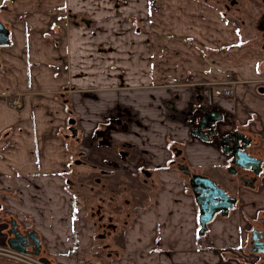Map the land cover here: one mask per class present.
<instances>
[{"label":"crops","instance_id":"1","mask_svg":"<svg viewBox=\"0 0 264 264\" xmlns=\"http://www.w3.org/2000/svg\"><path fill=\"white\" fill-rule=\"evenodd\" d=\"M240 1L248 9L250 0ZM219 5L0 0L8 38L0 46V243L13 222L21 232L34 231L56 264L254 263L245 245L264 220V32L237 25ZM226 85L232 97L214 96L213 88ZM197 95L204 108L222 114L208 141L192 133ZM12 100L21 107L7 105ZM119 109L133 130L117 145L156 156L159 190L156 202L138 206L123 228L122 247L113 242L102 254L93 248V221L68 171ZM234 132L253 141L250 151L262 161L252 189L231 180L220 146ZM172 146L189 174L216 179L234 196L227 214L207 226L210 247L197 244L199 211L185 175L164 161ZM87 153L95 160L98 151Z\"/></svg>","mask_w":264,"mask_h":264},{"label":"flooded vegetation","instance_id":"2","mask_svg":"<svg viewBox=\"0 0 264 264\" xmlns=\"http://www.w3.org/2000/svg\"><path fill=\"white\" fill-rule=\"evenodd\" d=\"M226 6L227 5H224V9ZM235 6H237L238 8L237 10L242 9V4H240L239 2ZM257 23L258 24H255L254 27L259 30H263L264 32V21L262 22L260 20ZM232 95H233V91L232 94L229 95L228 97H220V98H229L232 97ZM12 101H8V103L10 104ZM18 104H19L18 107H21L19 101ZM9 106L12 107L11 105ZM194 106H195L194 110L197 112V117L196 116H195L196 118L193 117L194 125L192 126V133L194 136H197L199 139L208 141L207 138H209L210 140L216 136L217 130L215 129V127L216 124L222 120V114L214 108H207V107L204 108L202 104V98L201 96L198 95L196 96V102ZM119 112L120 109L117 112L116 118H113L112 116L108 117L109 115H107V123H101L99 128L95 130V136L93 138V140L96 142L95 146L88 145L87 148L79 149L76 152L77 154L76 156L79 157L78 164L79 163L86 164L91 166L93 169H95L96 167L101 172L100 175L94 174L96 176L93 181L95 185L90 187V192L88 194V197L83 198L81 190H79L78 192V195H81L80 199L83 200V204L85 202L86 209L88 206V215L93 221L92 226H94V230H96V227L101 229L102 233H98V234L95 233V237L97 240L100 239L99 241H103L107 236L111 237V235L113 236L116 235L117 226H118L117 223L118 224L122 223L124 228L129 222H131V219L138 206L145 204L148 200H151L152 203H155L156 194L157 191L159 190L158 187L159 179L157 176V171L152 168L153 167L152 165L157 166L156 165L157 160L154 159L156 156L149 157V156H145L144 153L142 152L139 151L135 152L136 146H132V147L129 146L128 148H124L122 146L117 145L119 141L124 138L125 134H127V131L129 132L133 130L130 129L129 127L130 123H127L124 115H121V113ZM72 121L73 119L70 121L69 127L71 133L75 131V135H76L78 129L75 126L76 123H74L73 125ZM140 135L141 137H143L144 133L141 132ZM227 138L231 139V141L224 142V144L222 145L223 146L222 152L223 150H225L223 153L226 154L229 159L228 161L229 173L231 176H233L231 177V180L243 184L244 186L246 185V187H250L251 189L254 188L263 171L262 161L260 163V166L254 165L253 168L248 167L247 169L244 170L238 166L236 162L238 159L237 155L231 153V150L233 152L236 148H239L245 150L250 156L258 159L250 151L255 144L250 138L244 135V133L242 134L240 132H234L232 134L224 136L221 139V142ZM232 140L234 141L232 142ZM179 150L180 149L175 148L174 146L169 147L168 154L165 153L166 157L164 161L167 162L169 166L175 165L176 167H178L179 172L185 175V179H186L185 185H187V187L188 186L190 187L198 208L201 207L200 209L202 210V213L200 209L197 208L200 217L204 216L205 214L204 212H208L211 209L214 211L211 215L212 217L210 221L205 222L206 228L208 230L207 226L211 222V220H213L219 214L226 215L229 210V208L222 209L218 205L224 202L225 205L228 207L229 205L233 204L234 196L232 197L231 195H229L227 189H225L221 185V183H219L216 179L200 176V175L189 174L184 164V161L183 160L179 162L176 161V159L181 155ZM87 151L89 152L98 151V154L96 155L97 156L96 159L92 160L91 158H89ZM80 177L81 176H79V178ZM195 179L208 180L210 184H212L214 187V189H211L212 194L217 195L219 192H222L223 195L225 194V196H227V198L229 199L227 200V199H223L221 196L220 197L215 196L220 199H216L214 197L213 198L214 203L213 202L208 203L206 202L207 200L203 201L202 198L203 196L206 197V194L200 193V191L207 188L200 183H196ZM130 180L131 181L135 180L137 183L134 185L133 183L130 182ZM139 184H141V187L139 186ZM131 187L134 188L132 189ZM227 187H229V189L230 188L234 189V186L232 184L231 185L227 184ZM129 190L131 191L133 190L137 193L138 198H136V200L134 199V201H130L128 199L123 198V193L127 194L129 198L132 196L129 193L130 192ZM117 192H121L118 197L119 205L113 204L114 203L113 199H117L116 197ZM204 203H206V205ZM92 208L93 210H91ZM130 208L134 209V211H131L132 212L131 215L128 212ZM107 209H108V213L114 215L113 216L107 215ZM198 220H200L199 217ZM13 224L14 223L11 222L10 226L7 227L6 234H4L5 238L3 241H1L2 243H0V248H2V251L4 252L6 248L9 247L6 241L10 237L9 231L11 230V226L13 227ZM15 227L16 229H18L16 225ZM28 231L23 230V232H21L19 230V232L22 234H25ZM76 242L77 241L74 242V245L77 247ZM247 249L256 256L258 255L261 256V254H264V220L263 219L259 220L258 225L252 228V230L250 231V239ZM26 250L27 252L25 254L31 257H35L39 262L46 264L41 261V258H45L46 260H48L49 262L48 264H51L52 260H49L48 256L42 253L43 251L41 250L40 243H38L37 249L33 245V246H27ZM35 250L37 251L38 255L34 254ZM95 251L101 252L102 254H107V244H100V246L97 247ZM0 261L2 262L6 261L9 264H13L8 259L3 258L2 256H0Z\"/></svg>","mask_w":264,"mask_h":264},{"label":"rangeland","instance_id":"3","mask_svg":"<svg viewBox=\"0 0 264 264\" xmlns=\"http://www.w3.org/2000/svg\"><path fill=\"white\" fill-rule=\"evenodd\" d=\"M215 1H217L220 4L219 6L221 9L224 5H227L229 7L228 12H230L231 14L233 13L232 14L233 18H232V16H230V18H231V20L235 21V23L237 25H240V23L243 22L245 24V26H247V25L249 26L250 24H252V25L258 24L257 22H259L260 20L262 22L264 21V0H259V1L250 0V2H249L250 5L247 4L248 9H243V8L241 9V10H245V11L247 10V11L246 12L242 11L238 17H237L236 11H240V10H237L238 8L235 5L238 2L241 4L240 0H236L235 4H233V5L231 4V1H235V0H215ZM243 4H245V3H243ZM233 10L235 12H231ZM248 10H250L251 12ZM72 147L75 148V146H72ZM75 160H76V162H74V160H72L70 171H68V174H74V176L69 177V179L73 180V182L70 181L69 185L72 187L71 189H73L76 193H78V191L81 190L82 197L86 198V197H88V194L90 192V187L95 185L93 182L94 178L96 177L95 175L96 174L100 175L101 172L96 167H95V169H93L91 166L86 165V164H82V163L77 164V162L79 160L78 156H75ZM79 176H81V177L79 178ZM130 182L133 183L134 185L137 183L135 180H133V181L130 180ZM139 186L141 187V184H139ZM129 191H130L129 193L132 196L129 198V196L127 194L123 193V198L128 199L130 201H134V199L136 200V198H138L137 193L133 190L132 191L129 190ZM120 193L121 192L116 193L117 199H113L114 200L113 204L119 205V201H118L119 198L118 197H119ZM88 200H89V198H88ZM91 210H93V208ZM131 211H134V209L130 208V210L128 211L130 213V215L132 214ZM107 215L113 216L114 214L108 213V209H107ZM117 225H118L117 226V234H118V233L122 232L123 224L117 223ZM95 233H97V234L102 233L101 229L96 227ZM115 238H116L115 235L114 236L111 235V237L107 236V237H105V239L103 241H99L100 239L97 240L96 238H94V240H92V241H94L93 242V248L99 247L100 244H107V250H109V246H111L113 244V242L115 243ZM208 241L210 242V239H208ZM202 243H204V242H202ZM115 244L119 245L118 242H116ZM245 248H247L246 245H245ZM98 257H99V254L96 255V253H95L94 256L89 258L88 260H89V262H94L96 260V258H98ZM32 258H35V257H32ZM253 261H254L253 264H264V254H261V256L258 255L256 257V259H254ZM3 262H4V264H9L6 261H3ZM51 264H56V263L53 262V260H52ZM247 264H249V261L247 262Z\"/></svg>","mask_w":264,"mask_h":264},{"label":"water","instance_id":"4","mask_svg":"<svg viewBox=\"0 0 264 264\" xmlns=\"http://www.w3.org/2000/svg\"><path fill=\"white\" fill-rule=\"evenodd\" d=\"M234 2L235 1H231V4L232 5L235 4ZM228 8H229L228 6L225 7L226 10H229ZM7 42H8L7 32H6L3 24L0 22V46H3V44L6 45ZM73 134H75V131L73 132ZM207 139L209 140V138H207ZM229 141H231V139H229V138L224 139V141L221 142L220 146H222L224 144V142H229ZM233 141L234 140H232V142ZM230 144H232V143H230ZM222 148H223V146H222ZM224 151L225 150H223V152ZM231 153H234V155H237L238 159L236 162H237L238 166L244 170L247 169L248 167L253 168L254 165L260 166L261 160L250 156L245 150L236 148L233 152L231 150ZM195 180H196V183H200L204 187L207 188V189H203L200 191V193L206 194V197L203 196V198H202L203 201L207 200L206 202H208V203L213 202V198L215 196H218V197L221 196L223 199H227V200L229 199V198H227V196H225V194L223 195L222 192H219L217 195L212 194L211 189H214V187L212 184H210V182L208 180H206V179H195ZM218 197H215V198L220 199ZM213 203H211V204H213ZM204 204L206 205V203H204ZM218 206H220V208H222V209H225V208L227 209V208H230L232 206V204L227 207L225 205V203L222 202ZM200 208L201 207H199L198 209H200ZM200 211L202 213L201 209H200ZM213 212L214 211L211 209L208 212H204L205 213L204 216L200 217V215H199L200 222L205 224V222L210 221V219L212 217L211 215ZM9 234H10V237H9V239H7L6 242H7L8 246L16 252L26 253L27 252V250H26L27 246H33L34 245L36 247V249L38 247L39 239L37 238V235L35 234V232L32 230H29L27 233L22 234L19 232L18 229H16L15 225L13 224V227L11 226V230L9 231ZM34 254L38 255L36 250H35ZM41 261L46 263V264L49 263L48 260H46L45 258H41Z\"/></svg>","mask_w":264,"mask_h":264},{"label":"built area","instance_id":"5","mask_svg":"<svg viewBox=\"0 0 264 264\" xmlns=\"http://www.w3.org/2000/svg\"><path fill=\"white\" fill-rule=\"evenodd\" d=\"M213 94L217 97H228L232 94V89L230 86H216L213 88ZM9 105L13 108H18L19 104L17 100L12 101ZM0 256L5 259H8L13 264H43L39 262L36 258H32L31 256L25 253L16 252L9 247L6 248L5 252L0 248Z\"/></svg>","mask_w":264,"mask_h":264},{"label":"trees","instance_id":"6","mask_svg":"<svg viewBox=\"0 0 264 264\" xmlns=\"http://www.w3.org/2000/svg\"><path fill=\"white\" fill-rule=\"evenodd\" d=\"M198 217H199V215H198ZM198 225L199 226H198L197 238H196L198 246H201L200 243L204 242V243H207L206 245L208 247H210V243L207 241L208 239H206V237H207L206 236V232H207L206 223L205 224L201 223L200 220H198ZM115 237H116L115 238V243L118 242V244H120V242H121V240L123 238L122 233L116 234ZM120 247H122L121 244H120ZM73 253L76 254V251L74 249H73ZM97 253H101V252H97Z\"/></svg>","mask_w":264,"mask_h":264}]
</instances>
